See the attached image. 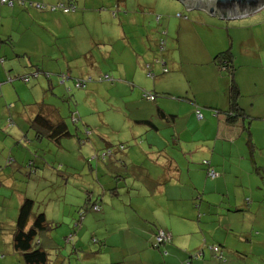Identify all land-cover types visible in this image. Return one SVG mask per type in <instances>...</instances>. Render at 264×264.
Wrapping results in <instances>:
<instances>
[{
  "label": "crops",
  "instance_id": "0c3cea01",
  "mask_svg": "<svg viewBox=\"0 0 264 264\" xmlns=\"http://www.w3.org/2000/svg\"><path fill=\"white\" fill-rule=\"evenodd\" d=\"M16 1L12 7L0 2V37L10 39L0 42V135L4 134L0 139V172L5 164L7 173L22 169L24 153L20 151L31 153V144L18 149L13 144L33 133L30 121L39 105L53 122L65 121L62 109L40 98L39 92L56 98L54 91L62 93L65 84L67 93L74 88L78 98L82 94L94 97L106 88L123 90L125 101L134 104L131 121L142 126L128 134L132 147L116 150L117 158L102 159L99 150L78 145L82 151L79 161L63 163L81 171L88 167L90 175L98 179L96 188L88 186L85 194L65 190L67 196H76L72 205H78L79 211L88 209L87 223L94 218L100 225L97 234L102 248L97 255L92 252L94 259L88 264L228 262L215 257L209 248L212 244L221 246L223 254L229 256L242 251L250 258L254 249L264 253V7L247 17L224 20L205 8H187L177 0H25L75 6L66 13L24 9ZM162 39L164 47L169 41L182 53L169 50L161 57L163 61L155 60L162 50ZM225 49L233 54L238 105L247 115L233 123L217 112L229 109L231 79L214 61ZM166 64L175 71H164ZM34 71L38 75L32 74L27 82L35 80L29 85L34 100L25 101L20 92L29 87L23 86L21 75ZM149 72L152 76L148 78ZM102 76L106 79H99ZM87 77L93 78L87 88L75 87L77 80ZM143 92L153 93L155 99L149 101ZM9 96L15 102L12 105L6 103ZM67 104L69 116L72 110L78 113V119L69 118L70 122H82V115L88 114L85 108L80 112ZM157 108L173 114V122L161 121ZM197 109L200 118L196 117ZM6 112L9 118H5ZM144 119H151L158 128L149 129L138 122ZM6 124L11 126L10 136L4 133ZM140 135L143 138L138 143ZM32 137L37 142L47 140L35 138L34 133ZM48 143L64 150L62 139L58 144ZM80 143L88 146L89 141ZM38 159L42 167L47 166L46 157ZM205 160L215 171L214 178L207 177ZM119 168L125 173L120 185L109 175L111 169ZM6 176H0V184ZM103 178L107 181L101 183ZM26 195L13 199V212ZM5 199L0 204L4 209L11 205ZM63 200L64 196L63 205L73 202ZM96 203L98 209L90 210ZM66 219L69 217L62 215L50 221L67 224V232L71 226L76 234L83 232L84 226L73 227ZM157 229L170 234L169 244L159 248L151 245ZM5 244L6 252L16 254L11 239ZM6 252L2 251L0 258H6ZM196 254L199 258L193 257ZM96 256L102 259L97 262ZM244 264H250L248 259Z\"/></svg>",
  "mask_w": 264,
  "mask_h": 264
},
{
  "label": "rangeland",
  "instance_id": "374dc122",
  "mask_svg": "<svg viewBox=\"0 0 264 264\" xmlns=\"http://www.w3.org/2000/svg\"><path fill=\"white\" fill-rule=\"evenodd\" d=\"M26 6L29 7L28 3L26 4ZM28 9H30V7ZM33 25L36 26L35 24ZM165 34L166 33H164V35ZM165 40H167V37H165ZM163 49V51L160 50L158 52V57H156L155 60H162L161 57L164 56L165 53H167L169 50L171 52L176 51L182 53L180 49H176V46H174V44L169 41L166 47H164ZM163 68H167L172 72L175 71V69L168 64L164 65ZM219 69L224 70V67L221 66L219 67ZM33 81H31L30 83H24L23 81L21 82L23 86L29 87V90H23L20 92L21 98L25 101L34 100V96L30 92L31 86H29L30 84H33ZM60 86L61 85H59V87ZM65 86L67 87L66 84L62 86V93H60L61 95L54 91V93L56 94V98L52 95L43 97L41 92L38 93V96H40V98H45V100H47L48 102L54 103V105L62 109V116L65 118V121L69 126L70 133L72 134V136L70 137L62 138V141L64 143V150H62V148H60L59 150V145L55 146L54 144L48 143L47 140H44L43 142L35 141L32 137L33 133L31 131L30 134L26 135V138L21 136L20 138H18L19 142L13 144L14 146H17V149L20 145L27 146L29 143L31 144V153L27 152L26 150L20 151V153H24L22 169L16 170L13 173H7L8 171L4 169L8 167L6 166L7 164H5V166L2 165L3 170L0 172V176H8L4 177V182L0 184V204H2L3 199L6 198L5 200H9L11 202V205L6 209H4L2 205H0V249L3 251V253L6 252L7 246L5 242L11 239L10 232L13 226L12 221L17 217V209L13 212V199L15 197L17 199L18 195H20L21 193H26V197L33 199L35 202L33 211L35 213L44 212L48 221H50L51 218H56L57 216L62 217L63 215L69 217V219H66V223H68V225L71 224L74 227L76 223H80L79 226H84L83 232L81 234H76V231L74 232L72 229H70L68 232L65 231L67 224L61 225L60 222L57 225L55 223L52 224L53 227L51 228L52 230H50V234H52L51 237L53 239L55 238L54 240L60 246L61 250L60 252H56V250H52L50 252L49 257L51 259V263L88 264L94 259V254H92V252H96L97 255L98 253H100V249L102 248V243L100 242L97 234V230L99 229L100 225L95 222L94 218H92V222L88 224V214H85V216L81 217L78 205H72L77 200L76 196H67L65 190H68V192L72 194L77 189V191L83 192L85 194V192L88 191V186L90 187V190L91 188L93 190L96 188L95 185L98 184V179L94 174L90 175V169L88 167H86L85 171H81V169L75 170V168H67L63 166V163H66L65 161L70 159L74 161V163H77L79 161L78 158L80 157L82 151H79L78 145H81V147H88L86 149H92L94 152H97V150H99V152L102 153L103 151H105L107 146L115 150L116 147L120 143H122L125 146L128 145L124 148L125 151L132 147L130 145L133 142V139H130L128 134H130L131 132H138L139 127L142 126L136 125L131 121V117L133 115L132 112H134V104L127 103L125 101L127 95L123 90L110 91L106 88L101 93L95 92L94 97L92 95L91 97H87L85 96V94H82L78 98L74 95L76 92L73 90L74 88H71V91L67 93V91L65 90ZM77 91H79V93H81V91L85 92V90ZM12 97H15V95ZM12 97L9 96L5 99L7 105H12L15 103ZM62 97L65 98L62 99ZM0 99L2 101V97H0ZM89 99L92 100L90 101ZM67 102H69L72 107H76L80 112L81 108H85V111L88 112L86 117L82 115V122L77 125H74L70 122L69 111L71 109L69 110ZM9 110L12 121L16 122L14 121L15 118L13 116L14 109L10 108ZM6 117L9 118V114L7 112L5 118ZM75 126H77V130H75ZM3 127H6V131H4V133H7L10 136L11 133H9L8 131L9 129H11V126L6 124ZM85 127L88 130L84 129ZM4 128L1 129L3 130ZM24 131L27 132L28 128L26 127ZM151 133L154 132L151 131ZM2 135L4 136V134ZM2 135H0V139H2ZM77 138L79 139V141L77 140ZM142 138V135L138 136V143L141 142ZM85 140L89 141L88 146H82V144L80 143ZM160 140L161 137L158 136L159 146L161 145ZM6 141H9V139H7ZM133 147L135 148L136 145H134ZM160 148L163 150L164 146L161 145ZM136 149L138 151L140 148L136 147ZM117 153L106 156V159L110 160L109 157L117 158ZM40 157H46L48 163L46 167H41V163L38 159ZM29 160L34 163L36 172L30 173V170L33 169V167L27 166ZM113 161H115V159H113ZM12 163L13 161L9 165H12ZM111 172L112 174H109L110 179H112L113 182L119 183V185L123 184V177H125L124 170L120 168L119 170L111 169ZM62 176L66 177V179H62ZM65 181L67 183H65ZM104 181H107V178H103L101 183H103ZM119 190L121 191L122 188ZM62 196H64L63 201H68V199L70 198L73 200V202L63 205ZM114 203H116V205H120L118 201H114ZM68 210L71 211L70 215H67L66 213ZM71 230L72 233L70 232ZM69 234H71L73 242H66V238L69 236ZM94 239H97L98 241H94ZM78 246H83V248H79ZM155 248H157V246H155ZM220 248L221 250H223L221 246ZM1 250L0 252L2 253ZM254 250L255 251H253L252 255L249 253L250 258L247 253H244L242 251H239L241 252L240 254H232L230 256L225 252L222 259L225 260L224 258H226L228 262H222L221 264H244L245 260L247 259L248 263L250 264H264V253L256 251L257 249ZM214 255L215 257H217L216 254ZM101 259V256H96L95 261L99 262L98 260ZM0 264L23 263L18 253L11 255L9 252H6V258H0Z\"/></svg>",
  "mask_w": 264,
  "mask_h": 264
},
{
  "label": "trees",
  "instance_id": "16d2710c",
  "mask_svg": "<svg viewBox=\"0 0 264 264\" xmlns=\"http://www.w3.org/2000/svg\"><path fill=\"white\" fill-rule=\"evenodd\" d=\"M0 2H1V0H0ZM8 2H11V5H8ZM16 2L24 8L30 7V8H34L36 10H39V11H46V10L51 11V12L62 11L64 13H66L69 11H73V9H75V6L72 5L71 3H69L68 5L63 4V3H55V4L47 5L44 3L32 2V1L28 2L25 0H18ZM1 3L12 7L15 3V0H6V2H1ZM27 3H28L29 7L26 6ZM178 14H180V16H183L181 13H178ZM184 18H186V16H184ZM8 40H10V39H8V38L2 39L0 37L1 43L7 42ZM162 49H163V47H162ZM214 61H215V63H217L219 65V67H221V66L224 67V70L226 71L227 74H229L230 79H231L229 91H228L229 109L224 111V112H221L217 109L216 110H217V112L225 115V120L227 122L233 123V122L237 121L239 118H243V117L247 116L246 114L245 115L243 114V110L238 105V98H239L240 92H239L238 85L235 82L234 77H233L234 70H235V66L233 63V54H232L231 50L225 49V50L220 51L219 53L216 54ZM37 71H34L33 73L31 72V74H25V75H28L29 80H30L32 74L38 73ZM25 75H21V77H23ZM36 75H38V74H36ZM147 76L151 77L148 75V73H147ZM103 78L106 79L104 76L100 77L99 79L103 80ZM92 80H93V78H90V77H87L85 79H79L77 81H83L84 86L83 87H81V86L76 87L75 86V87L83 89ZM75 84H76V82H75ZM145 94H149V92H143V97L147 99ZM150 94H153V93H150ZM149 101H153V100H149ZM197 110H199V109H197ZM196 111H195V114H196ZM200 114H201V112H200ZM73 115L74 116L77 115L76 118L78 119L77 111L72 110L70 112L69 118H72ZM201 116H202V114H201ZM157 117L161 121H163L165 124H170L174 120L173 114L166 113L160 108H157ZM196 117H197V115H196ZM138 122L144 124L149 129L155 130L158 128L157 125L151 119L139 120ZM30 129L33 130L35 138L39 139L40 137H45L48 141L56 143V144H58L62 138L71 136V133L68 130V127H67V124L65 123V121L59 120V121L53 122L48 117V115L45 113V109L42 105H39V108L37 109L36 114L31 119ZM123 149H124L123 144H119L115 150H113L112 148L107 146L105 151H103L102 154H100V157L102 159H105L106 156H108L110 154H115L116 150L121 151ZM8 163H9V161H8ZM207 164H209L207 160L203 161V165H205V167H206L205 170H206L207 177H209L208 173L210 170H213V169L210 168L209 165L207 166ZM40 165H41V167L43 166L42 164H40ZM27 166L33 167V169H31V170L36 172V169L34 167V163L32 161L29 160ZM209 178H211V177H209ZM34 204H35L34 200L31 198H28L26 196H24L22 198V200L20 201L18 208H17V217L15 219L14 225L11 228V232H10L11 233V244L14 248V251L16 253H18L19 256L21 257L23 264H52L51 259L49 257L50 252L52 250L53 251L56 250V252H59L60 246L51 237L50 230H52L51 228L53 227V225H52L53 223H55L57 225L59 222L58 221H53V222L48 221L44 212L35 213L33 211ZM96 206L98 209L97 203H96ZM90 209H94V207H92V208L90 207ZM86 210L88 211L87 208L82 209V211H79L81 217L84 216ZM78 224H80V223H76V225H78ZM70 229H72V228L70 227ZM159 231H163V230L157 229L153 235V239L151 242V245L153 247L157 246L159 248L160 246L169 244L171 241L170 234L163 231L165 234H168L170 238L167 242L163 243V245H161V244L157 245L156 238H157ZM70 232L72 233V230ZM65 237H67V236H65ZM70 241L73 242L71 234H69V236L66 238V242H70ZM214 246H216L218 248L217 252L212 249V247H214ZM54 247H56V248H54ZM209 248L214 252V254L217 255L218 259L223 260L222 259L223 258V252H222L219 245L212 244V245H210ZM0 255H2L1 252H0ZM198 256L199 255L196 254L193 257L199 258ZM111 264H115V263H111Z\"/></svg>",
  "mask_w": 264,
  "mask_h": 264
},
{
  "label": "water",
  "instance_id": "95a60500",
  "mask_svg": "<svg viewBox=\"0 0 264 264\" xmlns=\"http://www.w3.org/2000/svg\"><path fill=\"white\" fill-rule=\"evenodd\" d=\"M187 8L202 7L222 19L243 18L264 7V0H177Z\"/></svg>",
  "mask_w": 264,
  "mask_h": 264
},
{
  "label": "built area",
  "instance_id": "2783aa9c",
  "mask_svg": "<svg viewBox=\"0 0 264 264\" xmlns=\"http://www.w3.org/2000/svg\"><path fill=\"white\" fill-rule=\"evenodd\" d=\"M1 2H6V0H1ZM8 5H11V2H8ZM38 6V5H37ZM178 16H180V14H178ZM163 34H164V32H163ZM163 45H164V41L163 40H161L160 41V48H162L163 47ZM164 71H166V68H164L163 69ZM36 74H34V76H35ZM148 75L149 76H152V73L151 72H149L148 73ZM65 76H63V78H64ZM21 79H22V81H24L25 83H27V82H29V76L28 75H25V76H23V77H21ZM63 81V80H62ZM75 86L76 87H83L84 86V82L83 81H76V84H75ZM145 96L147 97V99L148 100H154L155 99V95H153V94H145ZM196 115H197V117L198 118H200L201 117V114H200V112H199V110H197L196 111ZM72 120L73 121H75L76 120V117L73 115V117H72ZM208 175H209V177H211V178H213V177H215L216 176V173L213 171V170H210L209 171V173H208ZM95 209H97V206L96 205H94L93 206ZM169 235L168 234H165L163 231H159L158 232V235H157V238H156V240H157V245H163V243H165V242H167L168 240H169ZM212 249L214 250V251H218V248L216 247V246H214V247H212Z\"/></svg>",
  "mask_w": 264,
  "mask_h": 264
}]
</instances>
